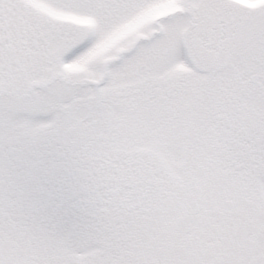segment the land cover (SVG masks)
I'll return each instance as SVG.
<instances>
[{
  "label": "snow or ice",
  "instance_id": "obj_1",
  "mask_svg": "<svg viewBox=\"0 0 264 264\" xmlns=\"http://www.w3.org/2000/svg\"><path fill=\"white\" fill-rule=\"evenodd\" d=\"M0 264H264V0H0Z\"/></svg>",
  "mask_w": 264,
  "mask_h": 264
}]
</instances>
